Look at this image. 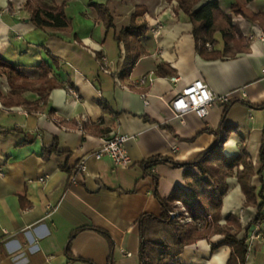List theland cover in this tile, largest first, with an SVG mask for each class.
Segmentation results:
<instances>
[{
  "label": "crops",
  "instance_id": "0c3cea01",
  "mask_svg": "<svg viewBox=\"0 0 264 264\" xmlns=\"http://www.w3.org/2000/svg\"><path fill=\"white\" fill-rule=\"evenodd\" d=\"M47 1L64 7L67 25L38 27L32 20L37 0H0V56L29 79H38L39 65L46 62L51 66L49 78L60 84L48 92L45 104L33 90L20 94L31 104H21L8 78L0 75V264H140L141 218L159 217L160 197H169L175 188L188 189L185 168L164 161L146 171V160L191 162L216 142L214 132L224 123L232 128L225 155L246 148L258 168L264 140V41L258 34H264V27L236 13V0H218L220 11L231 16L238 30L236 39L243 41L244 50L226 52L221 29L213 41L198 44L193 22L177 0ZM209 1L214 0H203L196 9ZM97 4L110 9L113 26L108 27L107 15L102 16ZM245 7L264 14V0H251ZM134 22L143 24V30L124 33ZM159 25L156 36L152 28ZM141 52L122 78L127 53ZM99 56L112 64L108 67ZM161 65L164 74H159ZM144 75L156 79L138 87ZM174 76L178 82L171 80ZM199 78L216 95L231 94V100L216 102L206 118L191 112L182 120L167 102ZM144 91L149 92V105L141 95ZM84 117L88 122L82 132ZM117 134L129 136L130 166H116L109 156H93L104 137ZM83 159L85 173L79 170ZM227 182L220 224L226 226L227 218L237 215L242 238L262 199L248 205L237 177ZM251 185L259 194L264 171L255 172ZM257 227L260 237L248 249L245 264H264V222L247 233L252 236ZM224 240L223 233L201 239L186 246L178 261L228 264L232 249Z\"/></svg>",
  "mask_w": 264,
  "mask_h": 264
},
{
  "label": "trees",
  "instance_id": "16d2710c",
  "mask_svg": "<svg viewBox=\"0 0 264 264\" xmlns=\"http://www.w3.org/2000/svg\"><path fill=\"white\" fill-rule=\"evenodd\" d=\"M177 1L180 9L188 14L193 22V33L198 44L201 41L205 44L213 41L214 33L221 29L226 40V52H234L235 49L239 50V48L240 50L243 49V47H240L243 41L236 39L235 35L238 30L232 26L231 16L220 11L218 0L209 1L197 9L196 7L203 0ZM249 1L251 0H236L233 4L235 12L245 14L264 27V14H255L246 9L245 4ZM97 5L102 16H108H106L108 27L113 26V16L110 9L105 4ZM139 13H143V11L141 10ZM219 14L221 19H223V23L219 22L221 20L218 17ZM32 20L40 28L67 25L64 7H54L52 2L47 0H37ZM143 28V24L140 25L134 22L124 30V33L141 31ZM231 42L235 44L233 47L230 46ZM141 54L142 52L135 55L127 53L122 78L130 74L132 67ZM99 58L102 59L101 56ZM39 69L41 71L40 77L38 79H29L22 76L15 65L0 56V75L8 78L11 89L12 91H17V100L21 104H31V102L24 101L20 97V94L26 90L38 92L41 95L42 102L45 104L48 92L60 86L55 80L49 78L51 66L43 62L39 65ZM159 70V74L165 73L162 65L159 66ZM71 85H67V87H72ZM3 98L5 100V97ZM15 100L14 98H9L8 101L16 102ZM34 104V107L38 109V102ZM231 131V127L222 123L221 128L214 132L219 137L216 142L202 151L191 162L178 163L163 157H154L144 162L146 171L164 161H170L176 167L185 168L184 173L188 189L175 188L169 197H160L163 212L159 217L145 215L141 218L140 264H180L178 257L183 253L186 246L194 244L201 239L209 238L216 233H223L225 235L224 243L228 244L232 249L228 264H245L249 249V238L251 237L247 232L255 225H260L264 222V188L258 194L256 188L251 185V178L255 172L262 173L264 171V140L259 153V166L256 168L249 161V153L246 148H242L238 155H225L224 143ZM56 148L57 143L54 145L53 150ZM241 166H243V169H240ZM194 168L198 172L194 171ZM231 177H237L246 196V204L257 205L258 197L262 199L258 206L257 217L249 223L246 228L247 232L242 238L239 237V231L243 228L237 215H230L227 218L226 226L220 224L224 196L229 189L227 180ZM178 201L186 208L189 216L193 219L192 222H182L185 217L184 213H181L179 218L171 217L170 213L178 208ZM81 229L75 231L72 239ZM97 230L109 238L108 233L101 229ZM110 264H113V262Z\"/></svg>",
  "mask_w": 264,
  "mask_h": 264
},
{
  "label": "built area",
  "instance_id": "2783aa9c",
  "mask_svg": "<svg viewBox=\"0 0 264 264\" xmlns=\"http://www.w3.org/2000/svg\"><path fill=\"white\" fill-rule=\"evenodd\" d=\"M161 26L152 28V32L154 35L158 36L160 34ZM251 38H254V35L250 36ZM258 37L264 41V34H258ZM210 46V44H208ZM102 60L106 63V65L109 67L112 63L108 60L106 56L102 57ZM113 73V72H112ZM118 83H120V77L119 75H115ZM155 77L153 75H144L140 77L136 85L138 87L143 88L147 84H153L155 81ZM179 77L174 76L171 78L173 82H178ZM71 93H73L76 97L78 96L76 91L69 87L68 88ZM141 95L144 99V103L146 105L150 104V101L148 99L149 92L144 91L141 92ZM164 99V97H161ZM231 100V94H226L222 96L216 95L212 89L210 88L209 84L199 78L196 79L189 84H187L183 89H181L172 99L168 100L167 105L170 108V110L173 112V114L176 117L184 118V116L188 113H195L200 118H206L211 113V108L216 102H228ZM84 122H88L87 118H82L79 129L82 132H85L84 130ZM129 136L126 134H117L112 136H106L102 139V143L99 146V148L93 153V156L97 159L103 158L105 156H109L113 159L116 166H130L133 163V159L130 155V153L127 150L126 142L128 141ZM79 170L81 173L87 172V162L85 159H83L80 163ZM72 181L76 183L78 181L77 176H73ZM177 205L180 207L181 211L184 212L185 218L183 222H192L193 219L189 216L188 212L186 211V208L182 206L181 202L178 201ZM171 217L173 218H179V212L172 211ZM259 225V224H258ZM259 229L258 227L253 232V235L249 238V249L252 248V246L255 243V240L259 238ZM1 251V246H0ZM130 255V254H129Z\"/></svg>",
  "mask_w": 264,
  "mask_h": 264
},
{
  "label": "rangeland",
  "instance_id": "374dc122",
  "mask_svg": "<svg viewBox=\"0 0 264 264\" xmlns=\"http://www.w3.org/2000/svg\"><path fill=\"white\" fill-rule=\"evenodd\" d=\"M70 12H72V10H70ZM176 211L179 212V215H180L181 213H184L183 211H181L180 207H178V208L176 209ZM184 216H185V215H184ZM184 218H185V217H184ZM184 218L182 219V222H183Z\"/></svg>",
  "mask_w": 264,
  "mask_h": 264
}]
</instances>
